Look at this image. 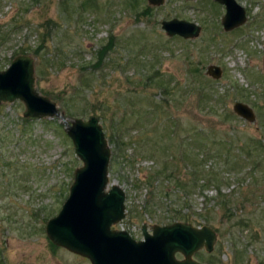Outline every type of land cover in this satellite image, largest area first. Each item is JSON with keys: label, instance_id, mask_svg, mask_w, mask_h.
Masks as SVG:
<instances>
[{"label": "rangeland", "instance_id": "1", "mask_svg": "<svg viewBox=\"0 0 264 264\" xmlns=\"http://www.w3.org/2000/svg\"><path fill=\"white\" fill-rule=\"evenodd\" d=\"M136 1L134 9L132 0H0V71L30 49L36 91L69 122L98 118L109 184L125 194L126 216L113 230L139 241L144 224L207 226L213 252L193 259L264 264V0H235L246 22L230 32L214 0ZM173 19L200 26L199 37L169 38L161 22ZM45 29L51 38L36 56ZM111 37L96 69L95 53ZM209 66L221 69L219 79ZM24 111L19 101L0 104V264H90L45 234L83 164L59 119L28 120Z\"/></svg>", "mask_w": 264, "mask_h": 264}, {"label": "water", "instance_id": "2", "mask_svg": "<svg viewBox=\"0 0 264 264\" xmlns=\"http://www.w3.org/2000/svg\"><path fill=\"white\" fill-rule=\"evenodd\" d=\"M164 2L147 0L153 7ZM214 2L225 8L221 18L225 32L245 24L246 12L235 0ZM161 27L169 38L193 40L201 33L197 24L177 19L163 21ZM206 74L219 79L222 72L219 67L209 66ZM34 84V59L26 55L15 57L0 71V104L21 102L25 119H59L83 164L74 172L60 211L46 222L49 242L90 264H203L193 259L194 254L201 250L212 253L217 239L215 231L207 226L194 227L182 222L165 226L144 224L140 241L132 239L126 231L111 230L125 218V194L118 185L109 184L111 153L98 118L92 116L86 121L76 118L69 122L57 104L39 94ZM233 111L248 122L254 121L252 110L244 104L235 103Z\"/></svg>", "mask_w": 264, "mask_h": 264}, {"label": "trees", "instance_id": "3", "mask_svg": "<svg viewBox=\"0 0 264 264\" xmlns=\"http://www.w3.org/2000/svg\"><path fill=\"white\" fill-rule=\"evenodd\" d=\"M136 3L137 1L136 0H132V2H129V4L131 6L134 7V9H136ZM146 12L143 11L142 13L144 14ZM139 13L136 14V16H138ZM50 31H48L47 29L44 30L43 34H41L40 36V39L38 41V44L35 46V48L33 50H31L32 54L34 55H39V53L41 51H43L44 49H46L45 45L47 44L48 40L51 38V34L49 33ZM7 35L5 34H0V37L2 38H5ZM112 48H113V38L111 37L108 42L106 44H104L103 46L100 47V49L98 50L97 53H95V60H94V63L92 64L93 67H96V69L100 68L105 62L106 60V55L108 54V52L112 51ZM30 51V49H27V48H20L19 52H20V55H26L27 52ZM66 115L70 118H73V117H78V116H84L85 113L84 112H79L78 114H75L73 112H70L68 111L66 113ZM199 155L196 156V158H198ZM202 161V160H201ZM172 183L174 184V186L177 188L178 191H184L186 188H184L183 186H181V184L176 181L174 178H172ZM179 217H182L181 218V221L183 220L184 222H189V216H179ZM51 247L54 248L53 245L50 244ZM56 248V247H55Z\"/></svg>", "mask_w": 264, "mask_h": 264}]
</instances>
